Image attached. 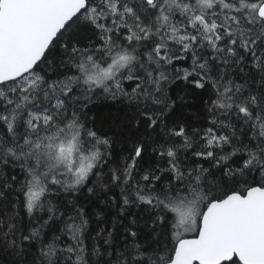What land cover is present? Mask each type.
Returning <instances> with one entry per match:
<instances>
[{"label":"snow or ice","instance_id":"snow-or-ice-1","mask_svg":"<svg viewBox=\"0 0 264 264\" xmlns=\"http://www.w3.org/2000/svg\"><path fill=\"white\" fill-rule=\"evenodd\" d=\"M0 264H264V0H0Z\"/></svg>","mask_w":264,"mask_h":264}]
</instances>
